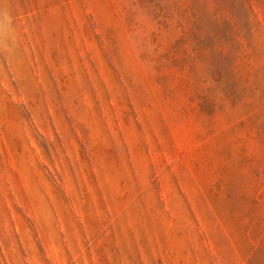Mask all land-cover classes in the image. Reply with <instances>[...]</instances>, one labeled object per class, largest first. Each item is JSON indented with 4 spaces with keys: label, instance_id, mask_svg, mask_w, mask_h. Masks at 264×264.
<instances>
[{
    "label": "rangeland",
    "instance_id": "1",
    "mask_svg": "<svg viewBox=\"0 0 264 264\" xmlns=\"http://www.w3.org/2000/svg\"><path fill=\"white\" fill-rule=\"evenodd\" d=\"M0 264H264V0H0Z\"/></svg>",
    "mask_w": 264,
    "mask_h": 264
}]
</instances>
